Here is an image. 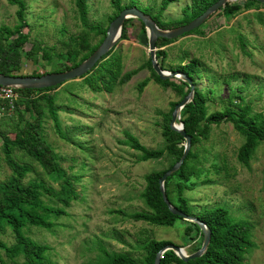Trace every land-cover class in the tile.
Returning a JSON list of instances; mask_svg holds the SVG:
<instances>
[{"label": "rangeland", "instance_id": "374dc122", "mask_svg": "<svg viewBox=\"0 0 264 264\" xmlns=\"http://www.w3.org/2000/svg\"><path fill=\"white\" fill-rule=\"evenodd\" d=\"M84 1L88 24L104 27L112 14L109 0ZM23 2L26 27L22 32L27 41L21 52L24 57L30 54L46 73L61 66L56 55L72 45V38L86 33L88 44L98 42L99 36L87 33L82 26L73 0ZM132 2L157 15L159 0H121L124 7ZM189 4L190 0H178L157 17L163 23L178 20ZM15 9L6 0H0V27L12 29L16 24ZM130 24V38L117 40L113 45L120 69L110 91L91 92L81 79H75L48 93L60 130L71 142L57 137L43 100L38 101L43 107L42 139L71 178L77 194L76 200L63 208L66 215L53 220L55 226L50 231L36 227L24 230L31 241L49 248L44 264H98L100 250L127 254L138 261L143 255L141 247L148 239L181 247L187 255L201 245V237L184 235L182 220H176L170 227L154 226L110 212L120 210L128 214L146 210L139 196L145 184L143 176L165 169L168 159L163 156L139 161V153L123 144L124 133L136 137L147 149L162 148L161 125L170 104L179 99L173 89L162 87L152 77L146 65L144 27L136 19ZM201 32V36L187 34L163 46V65L177 67L192 60L199 63L196 86L205 93L207 114L220 111L228 99L234 110L236 105L245 104L252 113L264 114V5L241 10L229 19L216 11L207 18ZM23 61L18 73L28 75L32 62ZM127 73L129 79L118 83ZM235 94L241 102L234 99ZM35 96L39 95L33 94L31 98ZM23 100L19 95L15 105L3 111L0 132L10 139L27 118ZM183 143L182 140L177 146ZM242 143L243 137L230 123L211 125L207 139L193 147L195 159L186 163L190 189L182 196L193 215L220 206L235 221L248 223L254 248L244 256L243 264H264V142L256 147L247 167L236 160ZM12 156L17 163L29 167L24 183L40 182L45 188L57 190V185L24 154L13 150ZM9 175L0 139V182ZM41 200L47 203L51 198L44 194ZM0 241L12 242L8 228L0 234Z\"/></svg>", "mask_w": 264, "mask_h": 264}, {"label": "trees", "instance_id": "16d2710c", "mask_svg": "<svg viewBox=\"0 0 264 264\" xmlns=\"http://www.w3.org/2000/svg\"><path fill=\"white\" fill-rule=\"evenodd\" d=\"M177 1L159 0L160 5L157 15L163 12L169 4ZM216 1L190 0V4L183 8L182 15L178 20L163 23L159 21L157 15L140 8L135 2L129 4L130 6L124 7L121 4V0H109L112 14L107 18L106 25L102 27L97 24H88L84 0H73L82 26L87 33L99 36V39L97 43L90 45L87 43L86 33L83 36L72 38V45L63 53L56 55V59L61 66L58 69L50 70V73L66 71L86 59L102 41L109 22L124 8L136 5V8H140L141 10H139L142 13L148 15L158 28L167 30L190 22ZM6 2L16 8L14 13L16 24L12 29L0 27V75L38 77L46 74L42 68L40 69L35 64L36 62L31 59L30 54H26V57H24L21 52L22 46L27 41V35L22 32V29L26 27L25 3L23 0H6ZM259 5L261 4L253 0H240L228 2L217 11L225 19H229L241 10H248ZM133 20L131 18L124 20L118 40H128L130 38L128 27L131 26L130 23ZM136 21L140 27H143L138 20ZM205 22L206 20L196 29L184 35L201 36V30ZM173 41L175 39L157 38L155 40V60L161 70L176 71L185 75L194 88L191 101L186 103L179 112V122L182 123V130L190 140L189 150L180 167L163 182V190L171 206L186 215L197 218L205 224L209 230V242L205 252L198 258L184 263L171 251H165L159 259V264H243L244 256L254 248V244L250 240L249 224L235 221L230 217L228 211L220 206L203 209L195 215L191 214L187 201L182 196L184 191L190 189V185L187 183L189 175L185 171V167L187 162L195 159L194 145L207 139L211 125L217 126L221 122L230 123L233 130L243 137V143L236 152V160L243 167H247L256 147L261 142H264V114L252 113L251 109L245 104L236 105V110H234L232 109V101L229 99L220 111L207 114L205 93L196 86V81L200 77L199 63L196 60H192L177 67L163 65L165 53L161 48ZM23 59L32 62V65L29 66L31 69L28 75L18 73L24 62ZM146 65L157 83L162 87H170L179 95L176 103L188 93V86L179 80L173 78L160 80L152 71L149 59H147ZM32 67L34 68L32 69ZM38 69L40 70L38 71ZM119 69V56L112 47L85 75L78 79H81L82 84L91 92H108L118 77ZM129 77L130 73H127L121 76L117 82L123 84ZM144 84L145 82L143 81L141 87ZM57 87L28 90L17 89L18 96L24 97L23 103L27 118L22 127L15 131L12 139L0 132L3 159L10 169L8 178L0 182V234L5 228H8L12 237V242L10 243L0 241V251L2 252L0 264H44L49 248L31 241L25 236L24 230L27 227H36L50 231L55 226L53 220L65 216L66 213L63 208L67 207L70 201H74L77 198L71 178L60 166L56 155L50 147L43 141L40 132L43 107L38 101L43 100V106L52 122L55 134L60 140L71 142L60 130L53 99L48 95L50 91ZM33 94L39 96L31 98ZM234 99L242 101L236 94ZM16 101L13 102V106ZM176 103L170 104V109L165 115L166 119L161 125V136L164 142L162 148L147 149L138 142L136 137L129 133H124L123 144L139 153V161L158 160L166 156L168 164L163 170L151 171L143 176L145 184L139 196L146 207L145 211L127 214L120 210H112L110 211L111 213L119 214L134 222H143L154 226L170 227L176 220H182L168 211L161 199L157 184V180L163 172L168 170L182 154V146H177L182 141L181 137L168 127L170 113ZM2 106L6 107V104L0 102V107ZM13 150L20 151L28 160L37 164L46 178L57 185V190L45 188L40 182L29 181L24 183L22 180L29 171V167L25 164H19L13 159ZM44 194L48 195L51 201L43 202L41 197ZM183 223L185 224L183 233L187 238L199 236L202 240V234L195 224L186 221H183ZM167 244L169 243L166 241L148 239L141 247L143 255L138 261L133 260L127 254L107 253L100 250L101 258L98 264H152L156 252Z\"/></svg>", "mask_w": 264, "mask_h": 264}, {"label": "water", "instance_id": "95a60500", "mask_svg": "<svg viewBox=\"0 0 264 264\" xmlns=\"http://www.w3.org/2000/svg\"><path fill=\"white\" fill-rule=\"evenodd\" d=\"M232 1L235 0H217L216 2L208 6L200 15L195 17L190 22L182 26L167 30L158 28L157 25L148 15L142 13L136 7L124 8L117 14L116 17H114L109 22L104 37L100 42V44L97 46V48L86 59H84L75 67H72L62 72L46 73L38 77L0 75V86L12 87L14 89H22V90L43 89V88H50V87L62 85L65 82L73 81L85 75L95 65V63L113 47L114 43L119 38L121 27L124 20L129 18L136 19L143 25L147 39L148 59L152 71L160 80L173 78L185 83L189 89L188 93L178 103L174 105L170 113V118L168 123L169 129L178 133L184 142L182 145V154L179 157V159L168 170L163 172V174L157 180L158 190L161 199L165 204L166 208L168 209V211L172 215L181 218L183 221L195 224L202 234L201 245L199 249L196 250L195 252L187 255L185 254V252L181 247H178L173 244H167L156 252L152 264H159V259L165 251H171L180 261L184 263L189 260H193L195 258L200 257L205 252L209 242V230L207 229L205 224L200 220H198L197 218L190 215H186L175 209L167 201L164 194L163 182L167 177L173 174L180 167L189 150L190 140L189 137L186 136L182 130V123L179 122V112L186 103L191 101L194 87L191 81L187 77H185V75H183L182 73L176 71L175 72L165 71L159 68L154 56L155 40L157 38L171 40L182 37V35L196 29L201 23L207 20V18L211 14L215 13L218 9L222 8L226 3ZM253 1H256L264 5V0H253Z\"/></svg>", "mask_w": 264, "mask_h": 264}, {"label": "built area", "instance_id": "2783aa9c", "mask_svg": "<svg viewBox=\"0 0 264 264\" xmlns=\"http://www.w3.org/2000/svg\"><path fill=\"white\" fill-rule=\"evenodd\" d=\"M17 89L7 86H0V102L5 103L6 107H0V122L3 117L4 109L10 110L13 107V102L17 100L18 93Z\"/></svg>", "mask_w": 264, "mask_h": 264}, {"label": "bare ground", "instance_id": "6f19581e", "mask_svg": "<svg viewBox=\"0 0 264 264\" xmlns=\"http://www.w3.org/2000/svg\"><path fill=\"white\" fill-rule=\"evenodd\" d=\"M177 124V123H176Z\"/></svg>", "mask_w": 264, "mask_h": 264}]
</instances>
